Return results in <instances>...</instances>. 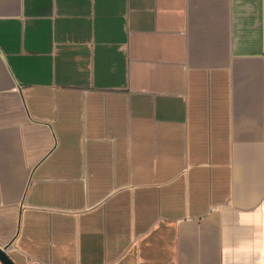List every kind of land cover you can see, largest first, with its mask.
Returning a JSON list of instances; mask_svg holds the SVG:
<instances>
[{
	"label": "crops",
	"instance_id": "0c3cea01",
	"mask_svg": "<svg viewBox=\"0 0 264 264\" xmlns=\"http://www.w3.org/2000/svg\"><path fill=\"white\" fill-rule=\"evenodd\" d=\"M6 245L264 264V0H0Z\"/></svg>",
	"mask_w": 264,
	"mask_h": 264
},
{
	"label": "water",
	"instance_id": "95a60500",
	"mask_svg": "<svg viewBox=\"0 0 264 264\" xmlns=\"http://www.w3.org/2000/svg\"><path fill=\"white\" fill-rule=\"evenodd\" d=\"M9 245H6L5 247L0 246V260L3 264H15L13 259L10 257V255L7 252V248Z\"/></svg>",
	"mask_w": 264,
	"mask_h": 264
},
{
	"label": "built area",
	"instance_id": "2783aa9c",
	"mask_svg": "<svg viewBox=\"0 0 264 264\" xmlns=\"http://www.w3.org/2000/svg\"><path fill=\"white\" fill-rule=\"evenodd\" d=\"M8 249V248H7Z\"/></svg>",
	"mask_w": 264,
	"mask_h": 264
}]
</instances>
